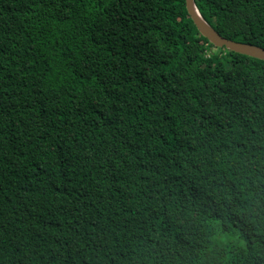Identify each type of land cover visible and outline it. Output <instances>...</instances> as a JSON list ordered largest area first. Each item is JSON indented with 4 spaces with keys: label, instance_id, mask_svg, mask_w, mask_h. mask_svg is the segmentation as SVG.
Masks as SVG:
<instances>
[{
    "label": "trees",
    "instance_id": "1",
    "mask_svg": "<svg viewBox=\"0 0 264 264\" xmlns=\"http://www.w3.org/2000/svg\"><path fill=\"white\" fill-rule=\"evenodd\" d=\"M0 264H264V60L185 0H0Z\"/></svg>",
    "mask_w": 264,
    "mask_h": 264
},
{
    "label": "water",
    "instance_id": "2",
    "mask_svg": "<svg viewBox=\"0 0 264 264\" xmlns=\"http://www.w3.org/2000/svg\"><path fill=\"white\" fill-rule=\"evenodd\" d=\"M185 6L188 15L192 19L199 33L215 47H224L236 53L264 60V48L253 44L233 41L221 36L211 25H209L203 19L196 8L194 0H185Z\"/></svg>",
    "mask_w": 264,
    "mask_h": 264
}]
</instances>
